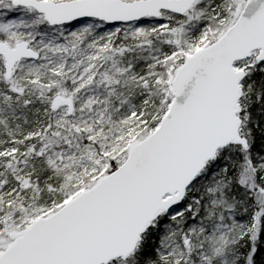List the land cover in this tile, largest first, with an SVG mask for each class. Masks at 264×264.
Segmentation results:
<instances>
[{"label": "snow or ice", "instance_id": "obj_1", "mask_svg": "<svg viewBox=\"0 0 264 264\" xmlns=\"http://www.w3.org/2000/svg\"><path fill=\"white\" fill-rule=\"evenodd\" d=\"M0 264H264V0H0Z\"/></svg>", "mask_w": 264, "mask_h": 264}]
</instances>
